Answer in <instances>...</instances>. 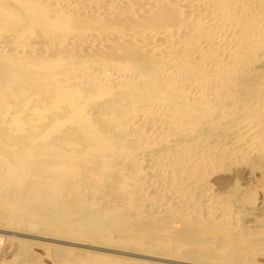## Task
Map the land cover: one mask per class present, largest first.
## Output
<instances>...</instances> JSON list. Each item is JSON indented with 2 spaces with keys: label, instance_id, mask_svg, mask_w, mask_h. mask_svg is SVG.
Returning <instances> with one entry per match:
<instances>
[{
  "label": "bare ground",
  "instance_id": "1",
  "mask_svg": "<svg viewBox=\"0 0 264 264\" xmlns=\"http://www.w3.org/2000/svg\"><path fill=\"white\" fill-rule=\"evenodd\" d=\"M49 9L68 22L101 21L119 9L127 21L68 32ZM41 26L44 31L33 34ZM2 30L0 195L10 193L1 186L44 184L39 181L47 175L24 172L26 164L20 168L28 155L41 153L37 148L83 157L125 153L132 162L144 155L177 197L190 191L195 198L175 201L173 209L167 205L171 213L224 233L236 225L238 216L208 201L199 178L187 181L197 168L264 153V0H0ZM94 49L119 57L90 55ZM69 210L54 215L50 233L91 223ZM37 226L24 224L34 231Z\"/></svg>",
  "mask_w": 264,
  "mask_h": 264
},
{
  "label": "rangeland",
  "instance_id": "2",
  "mask_svg": "<svg viewBox=\"0 0 264 264\" xmlns=\"http://www.w3.org/2000/svg\"><path fill=\"white\" fill-rule=\"evenodd\" d=\"M137 3L139 5L140 1ZM121 10H116V14H106L101 21L79 22H68L67 16L55 12V9L47 11L57 13V21L63 31L76 30L80 26L77 31H91L105 24L115 26L127 21V17L119 16ZM141 16L147 15L142 13ZM135 22L133 20L121 25L126 28ZM43 28L41 26L37 28L38 31L36 28L29 31L40 33ZM0 33L6 32L2 30ZM98 49L89 54L113 59L119 57L111 50ZM41 150L37 148L34 151L41 153L28 155L20 168L23 171L22 165L26 164L23 165L24 172L43 173L44 178L47 175L49 179L42 178L39 181L44 184L36 185L37 180H32L16 181L18 184L10 187L1 186L4 192L9 188L7 190L10 193L2 192L0 195V264H70L82 260L90 264H184L182 261L190 264H264V153L233 157L226 164L203 166V170L197 168L202 170L200 174L204 173L203 176L196 169L192 171L193 177L190 175L191 179L185 180L193 183L200 179L208 201L211 198L213 202L216 200L215 209L225 206L231 214L238 216L236 225L224 233L216 231L214 224L210 225L206 221L207 224H202L203 221H195L190 216L183 218L171 213L169 206L173 209L175 201H181L182 198L189 200L194 196L187 191L189 199L185 193L177 197L174 194L176 190L167 188L169 184L165 183H169V180L161 175L162 171H157L154 166L152 168L144 155L132 162L125 153H92L83 157L58 155L54 149ZM36 161H39V166ZM40 190L46 194L42 195ZM79 191L80 196H77ZM6 194L10 195L7 197ZM52 206H58L57 211ZM67 208L74 212L67 214L77 216L74 219H88L91 225L81 224L76 229L57 230V234L63 233L61 235L50 233L54 215ZM25 222L35 223L38 230L26 229ZM71 242H76L77 247L75 244L71 246ZM84 243L151 255L152 258L85 249ZM132 259H139L140 262Z\"/></svg>",
  "mask_w": 264,
  "mask_h": 264
}]
</instances>
